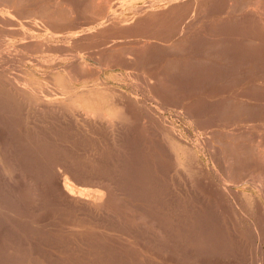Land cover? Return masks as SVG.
<instances>
[{"label": "rangeland", "instance_id": "obj_1", "mask_svg": "<svg viewBox=\"0 0 264 264\" xmlns=\"http://www.w3.org/2000/svg\"><path fill=\"white\" fill-rule=\"evenodd\" d=\"M1 1L0 264H264V0Z\"/></svg>", "mask_w": 264, "mask_h": 264}, {"label": "bare ground", "instance_id": "obj_2", "mask_svg": "<svg viewBox=\"0 0 264 264\" xmlns=\"http://www.w3.org/2000/svg\"><path fill=\"white\" fill-rule=\"evenodd\" d=\"M9 1H11V0H8V2ZM18 1V0H17ZM81 1H83V0H81ZM92 1H95V0H92ZM107 1V0H106ZM109 1V0H108ZM128 1V0H127ZM2 2V1H1ZM3 2H4V0H3ZM3 2H2V4H3ZM6 2H7V0H6ZM18 2H21L20 0L18 1ZM17 2V3H18ZM35 2V1H34ZM40 2V1H39ZM104 2V1H103ZM102 2V3H103ZM16 3V2H15ZM24 3V2H23ZM32 3V2H31ZM43 3V2H42ZM92 3V2H91ZM94 3V2H93ZM92 3V6L94 7V6H96V5H94ZM95 3H97V2H95ZM99 3V2H98ZM106 3V2H105ZM108 3V2H107ZM21 4V3H20ZM29 4V3H28ZM41 4V3H40ZM87 4H89L90 5V7H91V4L90 3H87ZM100 4V3H99ZM104 4V3H103ZM130 4V3H129ZM7 5H9V3L7 4ZM37 5V4H36ZM105 5V4H104ZM108 5V4H107ZM106 5V6H107ZM1 6V5H0ZM18 6V5H17ZM20 6V5H19ZM99 6V5H98ZM106 6H105V8H106ZM149 6V5H148ZM151 6V5H150ZM149 6V7H150ZM2 7V6H1ZM30 7V6H29ZM113 7V6H112ZM21 8H22V6H21ZM25 8V7H24ZM23 8V9H24ZM102 8V7H101ZM184 8V7H183ZM182 8V9H183ZM6 9V8H5ZM19 9V8H18ZM17 9V10H18ZM107 9V8H106ZM181 9V10H182ZM261 9H263L264 10V8H261ZM16 10V11H17ZM103 10V9H102ZM185 10V9H184ZM15 11V12H16ZM23 11H25V10H23ZM167 11V10H166ZM165 11V12H166ZM20 12H22V11H20ZM41 12V11H40ZM40 12H38V13H40ZM146 12H148V11H146ZM152 12V11H151ZM164 12V11H163ZM13 13V12H12ZM17 13H18V11H17ZM156 13V12H155ZM161 12H159L158 14H160ZM261 13H263V12H261ZM10 11H5V13L4 14H2V13H0V19H2V20H4V22L7 20V21H9V20H11V18L12 17H14L15 18V16H10ZM153 14V13H152ZM173 14H175V13H173ZM173 14H171V15H173ZM177 14V13H176ZM13 15H14V13H13ZM15 15H17V14H15ZM161 16L163 15V14H160ZM168 15H170V13L168 14ZM179 15V14H178ZM28 16V15H27ZM167 16V15H166ZM251 16V15H250ZM249 16V17H250ZM105 17V16H104ZM169 17H172V16H169ZM92 18V17H91ZM154 18H155V16H154ZM17 19V18H16ZM93 19V18H92ZM91 19V20H92ZM103 19V18H102ZM107 19V18H106ZM157 19H159V18H157ZM167 19H169V18H167ZM166 19V20H167ZM251 19V18H250ZM75 20V19H74ZM78 20V19H77ZM174 20V19H173ZM257 20V19H256ZM90 21V20H89ZM220 21V20H219ZM259 21V20H258ZM3 22V21H2ZM10 22V21H9ZM14 22V21H13ZM61 22V21H60ZM63 22V21H62ZM61 22V24H64V23H62ZM76 22V21H75ZM92 21H90L89 23H91ZM146 22V21H145ZM150 23H151V21H149ZM158 22V21H157ZM254 22H256V21H254ZM6 23H8V22H6ZM69 22H67V24H68ZM93 23V22H92ZM149 23V24H150ZM156 23V22H155ZM55 24H60V23H55ZM73 24V26H76V25H74V22L72 23ZM76 24H77V22H76ZM82 24H83V22H82ZM86 24V23H85ZM88 24V23H87ZM146 24H148V23H146ZM159 24V23H158ZM161 24V23H160ZM216 24V23H215ZM214 24V25H215ZM255 24H257V23H255ZM258 24H260V25H262V26H264L263 25V22L262 23H258ZM80 25H81V23H80ZM91 25V24H90ZM133 25V27H134V24H132ZM156 25H157V23H156ZM176 25V24H175ZM213 25V26H214ZM221 25V24H220ZM10 26V25H9ZM53 26V25H52ZM60 26V25H59ZM69 26V24L67 25V27ZM70 26H72L71 25V23H70ZM69 26V27H70ZM78 26H79V24H78ZM93 26V25H92ZM96 26V25H95ZM99 26H100V24H99ZM108 26V25H107ZM137 26V25H136ZM154 26H155V24H154ZM56 27V26H55ZM113 27V26H112ZM124 27V26H123ZM143 27V26H142ZM150 27V26H149ZM158 27H159V25H158ZM162 27H163V24H162ZM175 27V26H174ZM173 27V28H174ZM209 27H210V25H209ZM216 27H218V26H216ZM24 28V27H23ZM75 28H77V27H75ZM80 28H82L81 26H80ZM130 28V27H129ZM145 28H146V26H145ZM155 28V27H154ZM208 28V27H207ZM264 28V27H263ZM72 29V28H71ZM93 29V28H92ZM91 29V30H92ZM95 29V28H94ZM131 29H133L132 27H131ZM134 29H136V28H134ZM133 29V30H134ZM138 29V28H137ZM141 29V28H140ZM158 29V28H157ZM169 29H172V28H170L169 27ZM176 29V28H175ZM217 29V28H216ZM215 29V30H216ZM220 29V27L218 28V30ZM223 29V28H222ZM224 29H225V26H224ZM86 30V29H85ZM97 30V29H96ZM145 30V29H144ZM155 30V29H154ZM173 30V29H172ZM210 30V29H209ZM208 30V31H209ZM213 30V29H212ZM232 30V29H231ZM231 30H229V31H231ZM109 31V30H108ZM140 31V30H139ZM143 31V30H142ZM156 31V30H155ZM168 31V30H167ZM175 31V30H174ZM184 31V30H183ZM208 31H206V32H208ZM225 31H228V29L227 30H225ZM233 31H234V29H233ZM92 32V31H91ZM124 32V31H123ZM128 32V31H127ZM136 32V31H135ZM146 32V31H145ZM152 31H150V33H151ZM197 32V31H196ZM210 32H212V31H210ZM222 32V31H221ZM221 32H220V34H221ZM232 32V31H231ZM1 33V32H0ZM23 33V32H22ZM82 33V32H81ZM139 33V32H138ZM140 33H141V31H140ZM159 33V32H158ZM173 33V32H172ZM189 33V32H188ZM229 32H227V33H225V35L226 34H228ZM105 34V33H104ZM108 34H109V32H108ZM114 34V33H113ZM131 34V33H130ZM135 34V33H134ZM142 34V33H141ZM146 34V33H145ZM161 34V33H160ZM176 34V33H175ZM212 34V33H211ZM233 34V33H232ZM26 35V34H25ZM76 35V34H75ZM86 35V34H85ZM92 35V34H91ZM90 35V36H91ZM118 35H120V34H118ZM140 35V34H139ZM168 35H169V33H168ZM202 35H204V34H202ZM213 35H214V33H213ZM225 35H223V36H225ZM28 36V35H27ZM30 36V35H29ZM87 36L89 37V35L87 34ZM107 36V35H106ZM113 36V35H112ZM135 36V35H134ZM159 36V35H158ZM163 36H164V33H163ZM171 36V35H170ZM198 36V35H197ZM196 36V37H197ZM227 36V35H226ZM230 36H231V34H230ZM1 37V36H0ZM5 37V36H4ZM31 37V36H30ZM84 37V36H83ZM109 37V36H108ZM111 37V36H110ZM129 37V36H128ZM159 37H161V36H159ZM207 37V36H206ZM213 37V36H212ZM211 37V39L213 40V38ZM2 38V37H1ZM137 38V37H136ZM157 39H158V37H156ZM162 38V37H161ZM169 38V37H168ZM220 38V37H219ZM228 38H230V37H228ZM20 39V38H19ZM24 39V38H23ZM30 39V38H29ZM112 39V38H111ZM167 39V38H166ZM196 39V38H195ZM204 38H203V36H202V40H203ZM207 39V38H206ZM210 39V40H211ZM222 39V38H221ZM224 39H226V38H224ZM230 39H232V37L230 38ZM230 39H228V40H230ZM21 40V39H20ZM63 40V39H62ZM126 40V39H125ZM159 40H160V38H159ZM163 40V39H162ZM211 40V41H212ZM217 40V38L215 39V41ZM219 40V39H218ZM227 40V39H226ZM209 41V40H208ZM25 42V41H24ZM129 42V41H128ZM139 42V41H138ZM221 42H223V41H220L219 43H221ZM27 43V42H26ZM25 43V44H26ZM31 43V42H30ZM162 43V42H161ZM167 43V42H166ZM206 43V42H205ZM29 44V43H28ZM165 44V43H164ZM215 44H217V43H215ZM214 44V45H215ZM14 45V44H13ZM139 45V44H138ZM143 45V44H142ZM15 46V45H14ZM20 46H22L21 44H20ZM27 46V45H26ZM26 46H24V47H26ZM150 46V45H149ZM153 46V45H152ZM151 46V47H152ZM163 47L165 46V45H162ZM12 47V46H11ZM17 47V46H16ZM130 47H132V46H130ZM137 47V46H136ZM216 47H217V45H216ZM23 48V47H22ZM127 48V47H126ZM155 48V47H154ZM16 49V48H15ZM25 49V48H24ZM130 49V48H129ZM144 49H146V48H143V50ZM4 50V49H3ZM131 50V49H130ZM150 50V49H149ZM153 50V49H152ZM156 50V49H155ZM17 51V50H16ZM135 51V50H134ZM133 51V52H134ZM137 51H138V49H137ZM147 51H148V49H147ZM0 52H2V51H0ZM127 52L128 53H131V52H129V50H127ZM127 52H126V54H127ZM132 52V53H133ZM139 52H141V54H142V49L139 51ZM139 52H138V54H139ZM16 53V52H15ZM136 53V52H135ZM11 54V53H10ZM25 54V53H24ZM119 54H121L122 55V53H120L119 52ZM137 54V53H136ZM136 54L134 55V56H136ZM140 54V55H141ZM147 54H150V53H147ZM152 54H154V53H152ZM9 55V54H8ZM12 55V54H11ZM116 55V54H115ZM123 55H125V54H123ZM133 55H131V56H133ZM155 55V54H154ZM221 55V54H220ZM2 56H4V55H2ZM12 56H14V55H12ZM130 56V55H129ZM130 56V57H131ZM138 56V55H137ZM152 56V55H151ZM5 57V56H4ZM9 57V56H8ZM17 57V56H16ZM110 57V56H109ZM109 57H107V58H109ZM115 57H118V55L117 56H115ZM125 58L127 57V55L126 56H124ZM147 57H149V56H147ZM3 58V57H2ZM7 58V57H6ZM11 58V57H10ZM30 58V57H29ZM113 58H114V55H113ZM119 58H121L120 57V55H119ZM119 58H117L118 60H119ZM134 58V57H133ZM143 58V57H142ZM153 58H154V56H153ZM218 58V57H217ZM12 59H15V58H12ZM27 59V58H26ZM110 59V58H109ZM137 59V58H136ZM2 60V59H1ZM18 60V59H17ZM23 60V59H22ZM21 60V61H22ZM115 60H116V58H115ZM128 60H130V59H128ZM133 60H135V59H132V61ZM147 60V59H146ZM153 60V59H152ZM151 60V61H152ZM219 60V59H218ZM10 61V60H9ZM111 61V60H110ZM126 61H127V59H126ZM136 62H137V60H135ZM11 62V61H10ZM23 62V61H22ZM26 62V61H25ZM76 62V61H75ZM109 62V61H108ZM115 62V61H114ZM113 62V60L111 61V63H114ZM120 62V61H119ZM119 62H116V63H119ZM121 62H123L122 60H121ZM128 62V61H127ZM148 62H149V60H148ZM158 62V61H157ZM3 63V62H2ZM5 63V62H4ZM12 63V62H11ZM110 63V62H109ZM124 63V62H123ZM138 63V62H137ZM155 63V62H154ZM183 63V62H182ZM15 64V63H14ZM120 64V63H119ZM148 64H150V63H148ZM156 64V63H155ZM112 65V64H111ZM110 65V66H111ZM113 65H115V63L113 64ZM146 65V64H145ZM152 66H153V62H152V64H151ZM117 66V65H116ZM130 66H132V64L130 65ZM157 66V65H156ZM9 67V66H8ZM121 67V66H120ZM124 67V66H123ZM11 68V67H10ZM16 68V67H15ZM23 68V67H22ZM146 68V67H145ZM155 68V67H154ZM70 69V68H69ZM152 69V68H151ZM5 71V70H4ZM69 71V70H68ZM155 71V70H154ZM157 71V70H156ZM7 72V71H6ZM20 72V71H19ZM18 71H17V73H19ZM149 72H151V71H149ZM153 72V71H152ZM77 73V72H76ZM88 74V73H87ZM154 74V73H153ZM73 75V74H72ZM82 75V74H81ZM156 75V74H155ZM76 76V75H75ZM154 76V75H153ZM71 77V76H70ZM94 77V76H93ZM155 77V76H154ZM151 78V77H150ZM94 79V78H93ZM157 79H159V77L157 78ZM78 80V79H77ZM72 81V80H71ZM79 81V80H78ZM148 81H149V79H148ZM151 83V82H150ZM150 83H148V84H150ZM157 83V82H156ZM153 84V83H152ZM151 85V84H150ZM149 86V85H148ZM158 86V85H157ZM0 87H1V85H0ZM150 87V86H149ZM9 88V87H8ZM154 88V87H153ZM171 88H172V86H171ZM1 89V88H0ZM19 89V94H20V96H22V94H24V93H27V89L24 87V86H21V87H19L18 88ZM148 89V88H147ZM8 90V89H7ZM9 90L11 91V93L13 92V90L11 89V87L9 88ZM46 90V89H45ZM135 90V89H134ZM138 90V89H137ZM152 90H154V89H152ZM155 91H156V89H155ZM252 91H253V89H252ZM251 91V92H252ZM1 92V91H0ZM150 92V91H149ZM152 92V91H151ZM150 92V93H151ZM6 93V92H5ZM10 93V94H11ZM156 92H154L153 94H155ZM239 93V92H238ZM9 94V95H10ZM157 94V93H156ZM133 96V95H132ZM236 96V95H235ZM16 97V96H15ZM18 97V96H17ZM229 97V96H228ZM6 98H8V96L6 97ZM5 98V99H6ZM240 98V97H239ZM16 99V98H15ZM22 100V99H21ZM9 101H11V100H9ZM19 101V100H18ZM79 101V100H78ZM1 102V101H0ZM26 102V101H25ZM175 102V101H174ZM229 102V101H228ZM3 103V102H2ZM7 103H8V101H7ZM108 103V102H107ZM178 103V102H177ZM240 103V102H239ZM5 104V103H4ZM23 104V103H22ZM29 104V103H28ZM123 104H125V103H123ZM174 104H176V103H174ZM173 104V105H174ZM233 104V103H232ZM243 104V103H242ZM245 104H247V103H245ZM1 105V104H0ZM25 105H26V103H25ZM35 105V104H34ZM50 105V107L49 108H56L57 106L54 104V103H52V104H48V106ZM244 105V104H243ZM2 106V105H1ZM12 106V105H11ZM45 106V105H44ZM126 106V105H125ZM180 106V105H179ZM237 106V105H236ZM2 107H5V106H2ZM1 107V108H2ZM36 107V106H35ZM43 107V106H42ZM46 107H47V105H46ZM97 107V106H96ZM181 107V106H180ZM41 108V107H40ZM235 108V107H234ZM75 109H79V108H77V107H75ZM186 109V108H185ZM15 110V109H14ZM6 111V110H5ZM7 111H8V109H7ZM48 111V110H47ZM62 111H63V109H62ZM82 111V110H81ZM108 111V110H107ZM9 112H11L10 110H9ZM8 112V113H9ZM13 112V111H12ZM127 112V111H126ZM7 113V112H6ZM22 113V112H21ZM74 113V112H73ZM1 114V113H0ZM3 114H4V112H3ZM75 114H77V113H75ZM85 116L82 118L83 119V121H85V122H88L89 124H90V120L91 119H89L87 116H89L90 118H92L91 116L94 114V113H91V112H89V111H84V113H83ZM13 115V114H12ZM3 116H5V115H3ZM8 116V115H7ZM17 116V115H16ZM31 116V115H30ZM201 116V115H200ZM23 117V116H22ZM71 117V116H70ZM4 118V117H3ZM11 118V117H10ZM46 118V117H45ZM102 118H105V122H104V124L105 125H107V124H111L112 123V121H114L115 119L114 118H111V116H107V117H105L104 115L102 116ZM6 119H8L7 117H6ZM19 119V118H18ZM33 119V118H32ZM76 119H78V118H76ZM1 120V119H0ZM16 120H17V118H16ZM29 120V119H28ZM80 120V119H79ZM201 120V119H200ZM11 121V120H10ZM33 121V120H32ZM74 121V120H73ZM92 121V120H91ZM96 121V120H95ZM111 121V122H110ZM3 122V121H2ZM24 122V121H23ZM39 122V121H38ZM41 122V121H40ZM143 122V121H142ZM76 123V122H75ZM114 123V122H113ZM62 124V123H61ZM25 125V124H24ZM37 125V124H36ZM51 125H52V123H51ZM98 125H100V124H98ZM104 125V126H105ZM113 125V124H112ZM8 126V125H7ZM11 126V125H10ZM9 126V127H10ZM58 126V125H57ZM88 126V125H87ZM109 126V125H108ZM120 126V125H119ZM224 126V125H223ZM235 126H237V125H235ZM1 127H3L2 125H1ZM8 127V128H9ZM73 127V126H72ZM90 127V126H89ZM94 127V126H93ZM115 127V126H114ZM97 128V127H96ZM101 128V127H100ZM227 128V127H226ZM45 129V128H44ZM121 129V128H120ZM231 129V128H230ZM238 129V128H237ZM8 130V129H7ZM11 130V129H10ZM9 130V131H10ZM17 130H19V129H17ZM60 130V129H59ZM96 130H98V129H96ZM109 130H110V128H109ZM1 131V130H0ZM72 131V130H71ZM88 131V130H87ZM226 131V130H225ZM6 132V131H5ZM8 132V131H7ZM21 132H23V131H21ZM55 132H57V131H55ZM59 132V131H58ZM76 132V131H75ZM99 132V131H98ZM118 132V131H117ZM120 132V131H119ZM128 132V131H127ZM227 132V131H226ZM230 132V131H229ZM228 132V133H229ZM232 132V131H231ZM236 132V131H235ZM238 132V131H237ZM19 133V132H18ZM40 133V132H39ZM85 133V132H84ZM109 133H111V132H109ZM125 133V132H124ZM16 134V133H15ZM77 134H79V133H77ZM115 134H119V133H115ZM121 134V133H120ZM231 134V133H230ZM229 134V135H230ZM239 134H240V132H239ZM9 135V134H8ZM54 135V134H53ZM55 135H57L56 133H55ZM97 135V134H96ZM107 135V134H106ZM232 135V134H231ZM3 136V135H2ZM6 136V135H5ZM30 136V135H29ZM91 136V135H90ZM103 136V135H102ZM111 136V135H110ZM113 136H114V134H113ZM120 136V135H119ZM18 137V136H17ZM118 137V136H117ZM3 138V137H2ZM2 138H1V135H0V151H3V149H4V142H3V140H2ZM28 138V137H27ZM77 139H78V137H77ZM84 139H85V137H84ZM114 139V138H113ZM118 139V138H117ZM117 139H114L116 142H117ZM120 139V138H119ZM26 140V139H25ZM125 140V139H124ZM5 141V140H4ZM111 141H112V138H111ZM114 141V142H115ZM98 142V141H97ZM106 142V141H105ZM17 143H18V141H17ZM26 143V142H25ZM83 143V142H82ZM100 143V142H99ZM126 143V142H125ZM262 143V142H261ZM15 144V143H14ZM21 144V143H20ZM30 144V143H29ZM122 144H123V142H122ZM264 144V143H263ZM13 145V144H12ZM90 145V144H89ZM113 145V144H112ZM124 145V144H123ZM11 146V145H10ZM15 146V145H14ZM14 146H12V148L14 147ZM21 146H23V145H21ZM57 146V145H56ZM96 146V145H95ZM110 146V145H109ZM116 146V145H115ZM260 146V145H259ZM264 146V145H263ZM85 147V146H84ZM110 147H112V146H110ZM130 147V146H129ZM258 147V146H257ZM60 148V147H59ZM65 148V147H64ZM91 148V147H90ZM115 148V147H114ZM125 148V147H124ZM259 148H261V147H259ZM263 148V147H262ZM23 149V148H22ZM25 149V148H24ZM112 148H110V150H111ZM115 149H117V148H115ZM119 149V148H118ZM123 149V148H122ZM15 150H17V149H15ZM121 150V149H120ZM258 150V149H257ZM11 151V150H10ZM103 151V150H102ZM27 152V151H26ZM95 152V151H94ZM11 153V152H10ZM96 153V152H95ZM123 153V152H122ZM13 154V153H12ZM88 154V153H87ZM99 154V153H98ZM121 154V153H120ZM259 154V153H258ZM81 155V154H80ZM94 155V154H93ZM114 155V154H113ZM116 155V154H115ZM124 155V154H123ZM127 155V154H126ZM22 156V155H21ZM88 156V155H87ZM91 156H92V154H91ZM98 156V155H97ZM129 156V155H128ZM263 156V155H262ZM14 157V156H13ZM101 157V156H100ZM114 157V156H113ZM117 157V156H116ZM54 158V157H53ZM120 158V157H119ZM125 158V157H124ZM14 159L16 160L17 158H15L14 157ZM12 160H13V158H12ZM101 160H102V158H101ZM115 160H117V159H115ZM114 160V161H115ZM91 161V160H90ZM94 161V160H93ZM131 161V160H130ZM11 162H13V161H11ZM27 162V161H26ZM60 162V161H59ZM58 162V163H59ZM92 162V161H91ZM105 162V161H104ZM108 162H109V160H108ZM124 162H125V160H124ZM264 162V161H263ZM15 163V162H14ZM14 163H12V164H14ZM55 163V162H54ZM101 163V162H100ZM22 164V163H21ZM78 164V163H77ZM92 164H93V162H92ZM97 164V163H96ZM105 164H107V163H105ZM114 164V163H113ZM121 164V163H120ZM19 165V164H18ZM91 165V164H90ZM111 165V164H110ZM57 166V174L55 175V177L53 176V178L51 179V186H52V189H54L53 191L54 192H56L57 193V195H59V197H61V198H63L65 201H67V202H69V203H71V204H78V203H80V204H88V207H89V204H90V200H89V198H88V200L89 201H87L86 199H84L83 198V196L81 195V193H82V191H80L79 189H77V188H75L74 186H73V184H80V181L79 180H77L76 178H74L73 177V174L71 173V172H69V171H67V170H60V168L61 169H63L62 168V166H59V165H56ZM67 166V165H66ZM88 166V165H87ZM101 166V165H100ZM104 166V165H103ZM108 166V165H107ZM122 166V165H121ZM133 166V165H132ZM263 166V165H262ZM11 167V166H10ZM55 167V166H54ZM113 167V166H112ZM127 167V166H126ZM14 168H16L15 166H14ZM75 168V167H74ZM88 168V167H87ZM90 168V167H89ZM110 168V167H109ZM263 168V167H262ZM93 169V168H92ZM108 169V168H107ZM19 170H21V169H19ZM19 170L17 169V171L19 172ZM88 170V169H87ZM106 170V169H105ZM121 170H123V169H121ZM121 170H120V172H121ZM12 171V170H11ZM102 171V170H101ZM109 171V170H108ZM88 172V171H87ZM21 173V172H20ZM28 173V172H27ZM99 173V172H98ZM107 173V172H106ZM105 173V174H106ZM117 173V172H116ZM19 174V173H18ZM22 174V173H21ZM105 174H103V175H105ZM262 174V173H261ZM1 175H2V173H1ZM20 175V174H19ZM25 175H26V173H25ZM32 175V174H31ZM84 175V174H83ZM88 175V174H87ZM106 175H108V174H106ZM14 176V175H13ZM127 176V175H126ZM16 177H17V175L14 177L15 179H16ZM20 177V176H19ZM33 177V176H32ZM87 177V176H86ZM118 177V176H117ZM129 177V176H128ZM264 177V176H263ZM2 178V177H1ZM21 178V177H20ZM50 178V177H49ZM88 178V177H87ZM127 178V177H126ZM228 178V177H227ZM4 179V178H3ZM7 179V178H6ZM106 179V178H105ZM121 179V178H120ZM132 179V178H131ZM2 180V179H1ZM22 180V179H21ZM27 180H28V178H27ZM35 180V179H34ZM111 180V179H110ZM230 180H231V178H230ZM120 181V180H119ZM125 181V180H124ZM123 181V182H124ZM4 182V181H3ZM72 182H73V184H72ZM92 182V181H91ZM103 182V181H102ZM26 183H27V181H26ZM86 183V182H85ZM88 183V182H87ZM130 183V182H129ZM190 183V182H189ZM230 183V182H229ZM234 183V182H233ZM232 183V184H233ZM17 184V183H16ZM20 184H25L24 183V181H22V183H20ZM94 184V183H93ZM98 184H100V183H98ZM102 184V183H101ZM108 184V183H107ZM188 184V183H187ZM228 184V183H227ZM236 184V183H235ZM260 184V183H259ZM30 185V184H29ZM50 185V184H49ZM103 185V184H102ZM101 185V186H102ZM113 185V184H112ZM117 185V184H116ZM234 185V184H233ZM21 186V185H20ZM81 186H82V184H81ZM110 186V185H109ZM37 187V186H36ZM39 187V186H38ZM41 187V186H40ZM91 187V186H90ZM114 187V186H113ZM130 187V186H129ZM7 188V187H6ZM17 188V187H16ZM25 189V188H24ZM28 189V188H27ZM39 189V188H38ZM46 189V188H45ZM51 189V190H52ZM91 189H93L94 190V188H91ZM12 190V189H11ZM42 190V189H41ZM99 191L98 192H101L100 191V189H98ZM115 190V189H114ZM6 191H7V189H6ZM46 191V190H45ZM44 191V192H45ZM48 191V190H47ZM97 191V190H96ZM17 192V191H16ZM16 192H15V194H16ZM28 192V191H27ZM39 192V191H38ZM44 192H42V193H44ZM87 192V191H86ZM113 192V191H112ZM21 193V192H20ZM47 193V192H46ZM97 193V192H96ZM235 193V192H234ZM13 194V193H12ZM48 194V193H47ZM39 195V194H38ZM56 195V196H57ZM90 195V194H89ZM92 195V194H91ZM2 196V195H1ZM11 196V195H10ZM27 196V195H26ZM4 197V196H3ZM16 197V196H15ZM21 197V196H20ZM30 197V196H29ZM85 197V196H84ZM89 197V196H88ZM95 197V196H94ZM58 198V197H57ZM101 198V197H100ZM1 199V198H0ZM8 199V198H7ZM28 199V198H27ZM33 199V198H32ZM39 200H41V198L39 199ZM14 201V200H13ZM16 201H17V199H16ZM42 201V200H41ZM9 202V201H8ZM11 203V202H10ZM239 203V202H238ZM66 204V203H65ZM70 204V205H71ZM9 205V204H8ZM11 205V204H10ZM12 206V205H11ZM68 206V205H67ZM84 206V205H83ZM90 206H92L91 204H90ZM3 207V206H2ZM27 207V206H26ZM30 207V206H29ZM71 207V206H70ZM70 207H69V209H70ZM73 208V207H72ZM9 209V208H8ZM15 209V208H14ZM79 209V208H78ZM125 209V208H124ZM126 210H128V208L126 209ZM125 210V211H126ZM257 210V209H256ZM15 211V210H14ZM19 210H17V212H18ZM74 211V210H73ZM102 211V210H101ZM104 211V210H103ZM105 211H106V209H105ZM124 211V210H123ZM130 211V210H129ZM79 212V211H78ZM87 212V211H86ZM88 212H89V210H88ZM91 212V211H90ZM94 212V211H93ZM110 212V211H109ZM9 213V212H8ZM76 213H77V211H76ZM124 213V212H123ZM7 214V213H6ZM94 214V213H93ZM111 214V213H110ZM90 215V214H89ZM91 215H92V212H91ZM128 215V214H127ZM126 215V216H127ZM134 215V214H133ZM93 216V215H92ZM91 216V217H92ZM96 216V215H95ZM110 216H112V215H110ZM114 216V215H113ZM11 218V217H10ZM44 218H46V217H44ZM200 218V217H199ZM6 219V218H5ZM129 219V218H128ZM41 220V219H40ZM55 220V219H54ZM198 220V219H197ZM11 221V220H10ZM13 222V221H12ZM25 222H27V221H25ZM11 223V222H10ZM14 223V222H13ZM204 223V222H203ZM4 224H6V223H4ZM16 224V223H15ZM22 224V223H21ZM21 224H19L20 226H21ZM199 224V223H198ZM10 225V224H9ZM192 226V225H191ZM201 226H202V224H201ZM205 226V225H204ZM6 228H8V227H6ZM13 228V227H12ZM16 228V227H15ZM197 228V227H196ZM205 228V227H204ZM72 229V228H71ZM203 229V228H202ZM11 230V229H10ZM196 230V229H195ZM193 231H194V229H193ZM13 232V231H12ZM193 233V232H192ZM201 233V232H200ZM99 235V234H98ZM191 235H193V234H191ZM196 235V234H195ZM100 236V235H99ZM194 236V235H193ZM107 237H105V239H106ZM190 238V237H189ZM194 238V237H193ZM192 239V238H191ZM191 239H190V241H191ZM204 239V238H203ZM110 240H111V238H110ZM199 240V239H198ZM203 240H201L200 242H202ZM200 242H198V243H200ZM192 243V242H191ZM194 243H196V242H194ZM205 245V244H204ZM193 247V246H192ZM197 247V246H196ZM193 249V248H192ZM194 250V249H193ZM2 253V252H1ZM10 253V252H9ZM193 253V252H192ZM3 255V254H2ZM6 255V254H5ZM199 255V254H198ZM200 256V255H199ZM192 259V258H191ZM194 259H195V257H194Z\"/></svg>", "mask_w": 264, "mask_h": 264}]
</instances>
